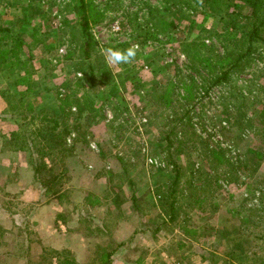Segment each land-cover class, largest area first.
Masks as SVG:
<instances>
[{
	"label": "rangeland",
	"instance_id": "374dc122",
	"mask_svg": "<svg viewBox=\"0 0 264 264\" xmlns=\"http://www.w3.org/2000/svg\"><path fill=\"white\" fill-rule=\"evenodd\" d=\"M232 1V8L247 12L241 1ZM216 2L223 14V0ZM82 13L90 37L83 33ZM221 19L197 0L0 5V27L10 30L4 48L12 49L0 67V264H58L56 251L65 249L61 261L98 264L96 246L108 244V250L117 243L110 264H264V242L248 235L264 232V197L258 192L264 193V156L256 162L248 155L264 152V25L250 60L215 82L230 62L216 61L230 47L219 36L226 31ZM191 42L199 51L187 52ZM133 44L139 50L130 64L105 61L104 49ZM26 74L27 83L15 82ZM112 82L115 95L109 94ZM84 94L99 111H85L77 121L76 103L62 111L59 99L68 95L79 102ZM42 117L77 126L66 137L71 155L38 144ZM180 119L201 139L179 154L174 145L169 155L163 137ZM179 129L174 132L185 139L186 130L179 135ZM204 140L223 152V161H211ZM32 146L51 168L46 181L68 169L49 189L33 179ZM176 164L186 172L180 188L196 186L189 199L179 198L178 220L203 227L193 239L181 233L178 220L167 221L154 193L170 184ZM249 209H262V220L245 231L240 221ZM238 241L243 252L231 256Z\"/></svg>",
	"mask_w": 264,
	"mask_h": 264
},
{
	"label": "trees",
	"instance_id": "16d2710c",
	"mask_svg": "<svg viewBox=\"0 0 264 264\" xmlns=\"http://www.w3.org/2000/svg\"><path fill=\"white\" fill-rule=\"evenodd\" d=\"M5 1L6 0H0V5L3 4ZM216 1L217 0H204L203 6H205V8L209 11L210 14L217 15V16L221 14L222 16L221 21L224 23L225 25L224 27L226 31L222 32L219 36L222 37L223 39H226L227 43L229 42L230 47H229V50H224L223 55L220 57V59H216V61L220 63L222 61L226 62L227 60H230V62L228 61L229 64L226 65L228 66V68L226 69V71L222 72L220 76L217 77L215 82H217L218 80H221L223 77L225 78L228 71H230V69H233L240 61L250 60V56L254 50L253 43L256 39H258L259 37L258 34L260 32L259 29L261 28V26L264 25V0H239L242 2L244 6L248 8L246 13H241L240 10L236 8H232V5L234 4V2H237V1L223 0V5L225 7L223 10V14L220 12V10L217 7L220 1L219 2H216ZM81 17L83 19V22H82L83 33L87 37H90V35L87 33L88 22H87L86 15L82 13ZM228 28L230 30H228ZM9 32L10 30L8 28L0 27V40H3L6 38V42L0 43V67L2 68H3L2 64L4 63V58L7 56L8 51L10 52L12 50L10 48L8 49L4 48V47H7L8 44H10V40H8ZM16 39L19 43L18 45H21L23 47L22 40L19 37H17ZM191 43H193L194 45H191V48H187V52H189L190 49H192L193 52L199 51V44L196 42H191ZM87 44L88 45L90 44L89 38H88ZM187 44L188 43H186V45ZM86 55L87 56L89 55L87 51H86ZM88 66H89V71L92 72L94 70V67L91 65H88ZM100 73L104 74L105 72L101 70ZM28 78L29 77L27 74L20 75L15 80V82L18 84H25L29 81ZM77 82H78L77 84L82 85L81 80H78ZM26 88L28 90L31 89L30 87H26ZM117 93H118V89L116 87V83L112 82L109 88V94L115 95ZM70 98L71 97L67 95L59 99L60 107L62 111H64L65 108L71 107L73 105L72 103L75 102L77 106L76 114L78 117L75 119L77 121L79 120L81 114H83L85 111L89 112L93 116L97 115V112L99 110H97L96 107L94 106V98H92L91 96L84 94L83 97L81 98L82 101L80 100L79 102L76 99V97L73 100H71ZM67 114L68 113L63 112L64 118L67 116ZM31 116L33 118V115ZM64 118L62 121H60L57 118L42 117L41 122H43L46 125L43 126L42 128L40 127L38 128L37 135L39 136V139L37 140V142L38 144L46 143L50 146V148L53 151H55V153H58L61 156L63 155L64 157H67L72 154L73 145L66 143V137L69 134V130H70L69 128L77 130V126L76 125L72 126L68 124L65 121L66 119L64 120ZM30 122L32 121L30 120ZM178 124H180V129H179L180 134L179 135L181 134L183 135L182 130L184 129L186 130L185 139H180L178 135L176 134L177 131L174 132L175 127L178 126ZM189 124L190 123L188 121H185V123H182L180 119L179 121L175 123L174 127L170 131H168L166 135L163 137V139L166 141L165 149H167L169 155L171 152H173L171 148L174 145H176L174 147L175 154H179L180 150L183 147L192 148L196 142H199L198 140H195V139L200 138V137L197 135V133L193 130L192 126ZM201 142H202L203 148L206 150L203 152L208 157L210 156L212 157L211 161H214V160H218V162L223 161L222 158L224 157H222L223 152L221 150L217 151V149H215L216 150L215 151L213 149L208 148V146L205 144V140ZM34 146H37V145H34ZM34 151L36 153V157L30 158L33 179L34 181L40 183V185L42 186V189L44 190L47 188L49 189V187H51V184L53 185L54 182L60 180L65 175L68 169L67 167H64L62 172L57 174L51 182L46 181L44 177H46L47 174L51 171V168H47L46 163L44 162V160H42V156L39 154L41 150L38 148H34ZM30 153L31 155H33L34 152L32 151ZM248 155H249V159H252L258 162L259 160H262L264 156V152L262 151L254 152L253 151V152H249ZM213 156H218V157H213ZM174 169H175V173L172 175V180L170 184H168V186L165 189L163 186H159V185L154 189L155 191L154 193L157 196L160 209L162 210L163 213L168 215L167 221L169 222H175L176 220H178L179 212L181 211V208L183 207V205H181L182 204L181 199L179 198L181 197L182 199L183 198L189 199L191 195L193 194V191L194 192L196 191V186H193V185L189 186V189H186V188L181 189L180 185L178 184V180H180V178L183 177V175L186 172H183L181 167L177 164ZM194 172L195 170H189L187 174L192 175ZM258 192L264 197V193L261 190H259ZM130 200L132 202H136V197L134 196L133 193L130 195ZM182 202H185V205H188V202L191 203L189 200L182 201ZM261 210L262 209L251 210V212L247 215V218L240 221V224L243 230L246 231V229H248L250 225L253 227L257 226V224L255 223H258L260 220H262V217L260 215ZM246 222L251 223V224L245 225ZM177 227L179 228V230L184 236L190 237L192 239L196 238L199 232L198 230L203 228V227H199L196 229L190 228L188 227V225L184 223V220H178ZM249 233L248 235H252L255 239H261L264 242V232L262 233L261 236L255 235V234L253 235V232H249ZM106 247H108V244L96 246L97 249H100V252L97 254V256H100L101 261L98 264H110L111 263V256L113 252H115V250L117 249L118 243L115 244V246L113 247H111L110 245V248L108 250H106ZM232 249L233 250L229 254L231 256H235L236 253L234 252L236 251V249H238L239 251H242L244 249V244H241L238 241L237 243H235ZM49 250L54 254L53 249H49ZM62 251H69V250L65 249ZM62 251H56L57 252L56 254H58L57 255L58 264H76L75 261L73 262V259L66 258L64 261H61L63 260V257L60 256ZM242 258H243V255H242Z\"/></svg>",
	"mask_w": 264,
	"mask_h": 264
},
{
	"label": "clouds",
	"instance_id": "9594fccd",
	"mask_svg": "<svg viewBox=\"0 0 264 264\" xmlns=\"http://www.w3.org/2000/svg\"><path fill=\"white\" fill-rule=\"evenodd\" d=\"M197 2L200 6L203 5V0H197ZM138 50L139 45L137 44H133L123 50L109 47L103 50V55L108 64L118 66L130 64L135 59Z\"/></svg>",
	"mask_w": 264,
	"mask_h": 264
},
{
	"label": "crops",
	"instance_id": "0c3cea01",
	"mask_svg": "<svg viewBox=\"0 0 264 264\" xmlns=\"http://www.w3.org/2000/svg\"><path fill=\"white\" fill-rule=\"evenodd\" d=\"M131 264H133V263H131Z\"/></svg>",
	"mask_w": 264,
	"mask_h": 264
}]
</instances>
